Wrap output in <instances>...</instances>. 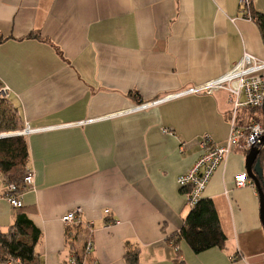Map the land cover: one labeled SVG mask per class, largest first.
<instances>
[{"label":"crops","instance_id":"1","mask_svg":"<svg viewBox=\"0 0 264 264\" xmlns=\"http://www.w3.org/2000/svg\"><path fill=\"white\" fill-rule=\"evenodd\" d=\"M251 12L264 16V0ZM0 86L33 132L27 169L33 184L22 210L39 230L40 264L69 256L61 218L77 209L97 264H264L256 188L241 151L212 173L201 199L213 202L226 248L195 254L167 242L190 208L177 184L196 163L199 142L226 144L232 105L224 90L189 95L140 111V103L201 85L232 70L264 44L237 0H0ZM244 111L239 113L240 119ZM264 181V157L261 166ZM0 175V232L16 210ZM107 212V214H106Z\"/></svg>","mask_w":264,"mask_h":264},{"label":"built area","instance_id":"2","mask_svg":"<svg viewBox=\"0 0 264 264\" xmlns=\"http://www.w3.org/2000/svg\"><path fill=\"white\" fill-rule=\"evenodd\" d=\"M237 1L241 15L252 19L250 10L253 0ZM218 90H224L228 93L229 101L232 105L230 132L227 142L223 146L215 145L209 136H203L199 142L202 154L194 166L185 175L178 178L177 184L180 188L191 187V193L187 199V206L189 208H192L196 201L200 199V193L212 173L228 154L234 151H241L247 154L252 147L258 145L260 138L264 135L263 123L253 119L241 121L239 117L241 110L257 109L262 111L264 102V59L260 60L250 54L244 53L236 66L223 76L201 85L185 86L173 93L158 96L146 103H140L131 110L132 112L140 111L189 95L209 94ZM8 97V88L0 86V99L7 100ZM38 131L42 130L31 129L26 124L22 129L3 134H6L5 136L26 137ZM33 182L32 173L27 171L22 180L25 189L31 186ZM234 184L236 188L253 186L252 181L247 179L245 174L236 177ZM21 194L16 192L14 184L6 185L5 199L14 210L23 207ZM80 213L81 210L79 209L69 212L61 218V222L66 226H81ZM93 248V241L88 239L85 244V252L91 254ZM67 262L68 264H76L73 254H69ZM3 264L15 263L9 261ZM93 264H97L95 260Z\"/></svg>","mask_w":264,"mask_h":264},{"label":"trees","instance_id":"3","mask_svg":"<svg viewBox=\"0 0 264 264\" xmlns=\"http://www.w3.org/2000/svg\"><path fill=\"white\" fill-rule=\"evenodd\" d=\"M251 18L257 26L264 44V16L261 13L251 12ZM0 40L3 41L2 38ZM7 100L1 99L0 104ZM244 116L241 121L253 119L263 123L262 111L257 109L243 110ZM1 118V116H0ZM10 126L7 132H15L19 129L20 118L16 110L13 109V116L10 118ZM1 132V130H0ZM2 134L0 136H4ZM264 157V145L259 146L256 162L260 169ZM29 152L24 137L10 136L0 138V175L5 184H14L16 192L22 193L26 189L22 180L28 171L27 163ZM259 183L264 195V181L262 172ZM184 193L189 196L191 187L183 188ZM85 234L80 225L67 227L65 230V244L69 254H73L76 264H93L94 258L85 252V244L77 250L75 244ZM41 234L34 226L27 214L21 209H17L12 224L5 232H0V263L14 262L15 264H40L37 245ZM180 241L185 242L191 251L200 254L209 249L226 248L227 238L224 235L214 207L209 199H198L194 206L190 208L180 230L172 237L167 238V242L177 250ZM126 264H139L137 250L126 251L124 255ZM63 264H68L67 260Z\"/></svg>","mask_w":264,"mask_h":264},{"label":"water","instance_id":"4","mask_svg":"<svg viewBox=\"0 0 264 264\" xmlns=\"http://www.w3.org/2000/svg\"><path fill=\"white\" fill-rule=\"evenodd\" d=\"M262 117H263V124H264V102L262 105ZM8 136H0V138L10 137ZM12 137V136H11ZM264 145V135L260 138L258 145L252 147L249 152L246 154L245 157V171H246V177L247 179L251 180L254 187L256 188L259 200H260V213H261V222L264 229V195L261 190V186L259 183L260 175H261V169L259 166V163L256 162V157L258 155L259 146Z\"/></svg>","mask_w":264,"mask_h":264},{"label":"rangeland","instance_id":"5","mask_svg":"<svg viewBox=\"0 0 264 264\" xmlns=\"http://www.w3.org/2000/svg\"><path fill=\"white\" fill-rule=\"evenodd\" d=\"M0 116H1V118H0V130H1L0 134L10 133V132H7L6 130L11 124L10 118H12V116H13V109L5 101L3 104L2 103L0 104ZM0 264H3V263H0Z\"/></svg>","mask_w":264,"mask_h":264}]
</instances>
